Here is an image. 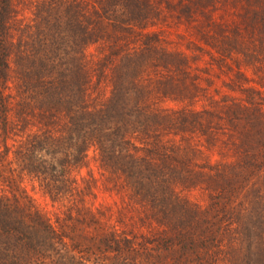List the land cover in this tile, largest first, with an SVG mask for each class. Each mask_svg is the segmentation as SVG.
I'll return each mask as SVG.
<instances>
[{"label":"trees","instance_id":"16d2710c","mask_svg":"<svg viewBox=\"0 0 264 264\" xmlns=\"http://www.w3.org/2000/svg\"><path fill=\"white\" fill-rule=\"evenodd\" d=\"M236 1L245 32L264 31V14L256 21L251 11L258 0H0V158L16 144L43 193L70 202L53 222L26 190L0 180V264H96L95 251L132 254L133 264H236L233 253L238 264H264V186H248L264 172L261 133L234 123L257 122L239 104L221 114L229 106L213 97L210 77L166 36L173 25L194 27L222 58L241 29L216 14ZM188 44L196 60L211 53ZM90 149L100 188L143 209L148 230L116 224L110 207L92 212L93 188L75 174ZM196 187L209 193L204 208L190 197Z\"/></svg>","mask_w":264,"mask_h":264},{"label":"rangeland","instance_id":"374dc122","mask_svg":"<svg viewBox=\"0 0 264 264\" xmlns=\"http://www.w3.org/2000/svg\"><path fill=\"white\" fill-rule=\"evenodd\" d=\"M222 10H224V12ZM222 10H218L221 16H217L216 14V20L221 22L223 26L230 27V29L234 26H239L241 29L240 36L237 38H234L235 36H231L226 40L227 46H225L222 58L213 49L208 48L202 42L200 43L198 41L196 35L192 33V31H195V29H193L194 27L189 30L181 25H173L172 27H169L170 32H167L166 34L167 41L169 42L171 50L185 52L188 55L190 61L189 63L192 66L191 68L193 69V72L203 75L206 74V76L210 77L213 85L209 88V90L213 94V97L215 99L222 98L229 106L226 109L224 107L225 104H222V102L219 109L221 114H228L227 111L237 108L236 104H239V109L237 108L238 113L242 114L240 109H243L242 112L243 115L245 114L244 117L248 116L252 119V121L254 120L257 122V124L253 126L239 121L234 123L235 127L239 130L249 129L248 131L253 132L258 130L255 133H261L257 137L262 142L260 151L264 154V31L261 26H256L250 33L245 32L244 23L242 18H240L242 8L239 2H234V5L226 4L225 8ZM251 11L256 13L257 21L259 17L264 14V0H258L255 4H253ZM197 26L199 27V24H197ZM191 40H197V43L201 44L203 48L207 47V49H210L211 53H205L200 60L194 59L193 53L190 52L192 46H189V44L187 45V42L189 43ZM232 40L233 43H231ZM230 46H234V49H230ZM201 83L203 85L205 84L204 81ZM251 99L255 100L259 105L256 107L243 105L244 102H247V100L250 101ZM167 105L174 106L172 103H168ZM225 124L226 123L223 122V125ZM226 137L227 136L224 135L219 136L220 140L221 138L225 139ZM218 144L220 145V143ZM223 148L224 147L222 145L216 147L218 150ZM13 149H16V144L12 145V151L10 154H5L0 158V180H7L10 178L8 184H10L12 188L20 187L26 190V192L34 198L36 205L53 222L55 221L57 215L63 216L64 213L67 214L68 207L70 205L68 198L65 199V196L62 197V204L60 202H52L50 198L43 193L38 180L32 178L26 170L22 169V164L15 158ZM215 157L219 158V155L215 154ZM197 159L202 161L201 156H198ZM100 171L99 163L95 160L94 151L90 149L88 151L87 165L81 167L75 172L77 181L81 186H85L88 182L93 188L94 192L86 197L92 212L97 214L96 207L98 206L110 207L112 210V218L116 224L122 227L124 226V228L137 226L136 228L142 232L148 230V228H146L145 225L140 224L141 221L138 220L141 217L142 220H144V218H148L143 209L141 210L139 206L131 205L127 201L122 202L121 197L114 192H105L100 188ZM263 174H260L257 177L252 176L253 178L250 179V184L248 185L250 191L253 192L254 188L261 189L264 186ZM97 180L98 182L96 184L95 182ZM113 182L115 183V181ZM205 182L207 186L215 184L210 177H205ZM117 186L120 187V183H118ZM189 194L194 201L201 203V208H204L209 201V193L206 192L203 187H196ZM257 204L250 205L252 206L251 209H257ZM152 219L154 218H151V221ZM238 220V218L234 219L235 222ZM117 221L119 223H117ZM78 224L79 233H95L90 230V228L93 229V227H85L80 223ZM139 225H142V227ZM96 234H98L97 231ZM96 252L97 251H95L96 258L94 256H89V262L95 261L96 264H133L131 257L134 258V255L132 254H129L131 257L128 256L127 253H124L122 256L110 254L99 257ZM86 255L90 254L87 253ZM233 258L234 261H236V264H238L237 259L241 258V255L236 256L233 253ZM172 262L173 261L171 260L170 263ZM161 264L166 263L163 261Z\"/></svg>","mask_w":264,"mask_h":264}]
</instances>
